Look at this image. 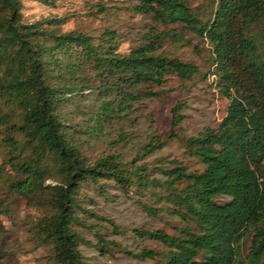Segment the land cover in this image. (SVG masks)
Listing matches in <instances>:
<instances>
[{
    "label": "trees",
    "instance_id": "1",
    "mask_svg": "<svg viewBox=\"0 0 264 264\" xmlns=\"http://www.w3.org/2000/svg\"><path fill=\"white\" fill-rule=\"evenodd\" d=\"M190 1L133 4L134 12L177 25L192 37L177 27L150 30L141 44L120 52L113 28L97 36L63 31L65 17L27 22L21 0H0V185L5 191L0 216L20 200L42 209L34 233L56 264H90L89 257H105L111 245L134 258L159 255L162 264L263 261L264 0H207L206 9L198 12ZM97 9L105 11L102 4ZM194 38L207 44L213 69L204 77L214 74L218 91L229 100L215 127L186 136L170 133L202 168L188 170L182 161L151 165L144 158L162 147L158 139L125 158L136 120L132 115L142 100L160 94L153 87L162 86L170 74L185 80L202 76L197 64L161 52V41L198 50ZM180 109L176 104L171 110L172 127L183 119ZM110 129L116 138L109 136ZM96 140H106L107 149L90 159L85 151ZM108 182L126 197L133 188L164 202L162 209L136 198L147 215L158 218L164 212L182 222L173 224L176 234L131 228L136 236L162 244L164 251H133L92 227L94 218L108 222L114 234L125 233L82 201L85 189L108 195ZM92 230L99 235L95 240L84 237L83 231ZM84 247L93 253L86 255Z\"/></svg>",
    "mask_w": 264,
    "mask_h": 264
},
{
    "label": "rangeland",
    "instance_id": "2",
    "mask_svg": "<svg viewBox=\"0 0 264 264\" xmlns=\"http://www.w3.org/2000/svg\"><path fill=\"white\" fill-rule=\"evenodd\" d=\"M22 14L24 21L31 22L47 16L65 17L61 25L63 31L79 30L93 36L99 35L106 28H113L120 38L119 51L128 52L131 48L143 42V35L150 30H166L176 28L192 37L187 30H183L174 24H164L153 19L150 15H142L134 12L131 6L139 3L140 0H55L54 3H43L38 0H21ZM193 11H202L207 7V0H191ZM102 4L105 11L100 12L97 8ZM199 49L196 50L190 45H183L170 40H162L160 51L176 56L183 61H191L197 64L202 76L191 80L179 78L174 74L168 75L166 81L160 87H153L152 90L160 91L155 98L142 100L132 117L136 120L130 129L132 133L127 142L125 158H129L141 144L150 139L162 140L161 148L146 156L144 160L151 165L163 164L172 166L182 161L188 170H200L202 165L195 158L189 157L185 151L182 141L170 135L171 132H178L181 135H193L207 127H215L226 113L228 98L220 94L217 86V77L204 74L212 71L209 63L207 44L196 38ZM180 104V112L183 114L181 123L172 127V108ZM118 124H115L114 129ZM109 136L116 138L117 132L110 129ZM107 141H94L85 151L90 159L99 156L106 151ZM3 150L0 147V165L3 162ZM8 170L7 164L3 165ZM49 181V180H48ZM47 181V182H48ZM105 184V183H104ZM106 196L99 195L95 189H85L84 194L92 198L93 203L85 197L82 201L105 218H111L125 230L124 234H114L112 226L106 221L91 219L92 227L107 239L114 240L123 247L138 251L142 248H151L162 252L165 248L162 244L150 238H140L131 232L135 226L161 229L168 234H176L174 225H183L176 217H170L161 212L158 218L146 214L142 207L135 201L139 199L145 204L162 207L164 202L150 196L148 193H141L131 189L129 197L122 193L121 189L113 182L106 183ZM5 197L4 188L0 185V200ZM42 209L27 205L24 200L15 203L13 210L6 215H1L0 220V264H56L49 247L43 245L36 238L34 233V222L42 214ZM86 238L95 240L99 235L95 231L85 232ZM249 240H245L242 252L248 250ZM92 247H84L83 253L91 255ZM90 264H162L157 255L155 258L140 259L123 253L119 247L112 246L105 257H89ZM260 264H264L263 261Z\"/></svg>",
    "mask_w": 264,
    "mask_h": 264
}]
</instances>
